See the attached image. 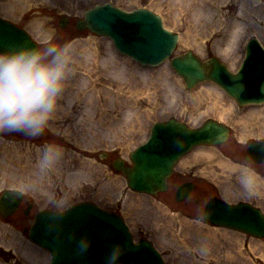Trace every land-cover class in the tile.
<instances>
[{
  "label": "rangeland",
  "instance_id": "rangeland-1",
  "mask_svg": "<svg viewBox=\"0 0 264 264\" xmlns=\"http://www.w3.org/2000/svg\"><path fill=\"white\" fill-rule=\"evenodd\" d=\"M178 1L182 0H0V16L28 32L38 45L49 30L54 31L56 42L72 45L74 69L63 91L62 108L57 107L37 138L22 132L0 133L4 146L0 147V194L7 189L24 194L17 212L5 221L0 219L3 263L13 262L8 248L16 247V242L11 235L25 238L24 229L32 224L35 212L88 201L120 214L134 239L150 240L165 264H264V238L212 226L202 218L204 202L214 195L229 203L249 202L264 211V162L256 166L244 160L247 141H264V104L238 106L211 82L187 90L169 61L157 67L141 66L118 53L110 39L75 28L84 11L95 5L111 3L125 11L145 8L160 15L165 27L180 37L176 55L189 50L201 59L215 56L232 72L239 68L249 38L257 37L264 46V0H195L214 11L209 21L200 24L193 18L196 2L184 0L186 10L179 12ZM242 3L245 13L237 19L243 23L242 30L236 46L225 53ZM61 17L68 19L64 28L59 25ZM94 48L97 55L92 53ZM92 58L97 60L92 79L112 89L105 93L104 119L97 124L86 118V102L76 105L73 93L67 94V84L81 86L85 71L94 64ZM110 58L114 62L108 64ZM170 118L190 127L214 119L232 133L224 144L199 146L184 156L176 164L166 192L146 196L128 190L123 176L112 170L111 160L129 162V154L147 140L151 126ZM48 145L59 146L61 156L41 174L36 165ZM101 154H109L108 159H101ZM245 174L253 180L250 189L241 183ZM187 180H194L196 190L178 203L174 193ZM27 202L32 207L25 214ZM27 241L41 253L38 264H49V254Z\"/></svg>",
  "mask_w": 264,
  "mask_h": 264
},
{
  "label": "water",
  "instance_id": "water-1",
  "mask_svg": "<svg viewBox=\"0 0 264 264\" xmlns=\"http://www.w3.org/2000/svg\"><path fill=\"white\" fill-rule=\"evenodd\" d=\"M64 24L66 21L61 26ZM76 26L109 37L122 54L142 65L162 63L172 55L178 43V36L164 28L161 17L145 9L124 12L110 4L96 6L86 11L84 20ZM149 29L155 36H161V41L149 42ZM18 43L36 45L24 30L0 18V48ZM169 62L187 89L210 81L240 106L264 101V50L254 39L247 44L246 58L236 73L230 72L216 58L202 61L190 51L173 56ZM228 133L226 126L214 120L191 129L169 119L154 124L148 141L130 154L132 166L125 167L117 159L113 168L123 174L130 190L156 195L167 189V178L180 157L197 145L225 142ZM249 152L259 161L264 158L262 145H252ZM191 190L190 183L180 185L176 200H183ZM21 198L19 192L4 191L0 196V214L3 217L12 214ZM204 218L214 225L264 237V215L247 203L226 204L216 197L211 198L205 206ZM29 238L51 253V264H107L109 254L117 245L123 249L118 264H164L149 241L132 243L118 215L89 203L74 205L62 213H39Z\"/></svg>",
  "mask_w": 264,
  "mask_h": 264
},
{
  "label": "clouds",
  "instance_id": "clouds-1",
  "mask_svg": "<svg viewBox=\"0 0 264 264\" xmlns=\"http://www.w3.org/2000/svg\"><path fill=\"white\" fill-rule=\"evenodd\" d=\"M72 51V45L56 42L51 30L42 34L39 45L18 43L0 48V133L36 136L48 127L74 71ZM60 156L59 146H46L37 161L38 171L43 174L51 169ZM241 183L250 189L253 180L245 174ZM122 251L115 246L107 264H118Z\"/></svg>",
  "mask_w": 264,
  "mask_h": 264
},
{
  "label": "bare ground",
  "instance_id": "bare-ground-1",
  "mask_svg": "<svg viewBox=\"0 0 264 264\" xmlns=\"http://www.w3.org/2000/svg\"><path fill=\"white\" fill-rule=\"evenodd\" d=\"M194 2H196V1L194 0ZM194 6H195V8H194ZM186 7H187V5H186V2L184 0L178 1L177 8H178L179 12H181V9L186 10ZM245 7H246V5H244L242 3L240 5V7L238 8V10L236 11V16L234 17L232 30L230 32L228 40L225 43L226 44V48L224 50L225 53L229 52L232 49V47L236 46L237 35L242 30V27H243V23L237 22V19L240 16L241 17L244 16L243 14L245 13L244 12ZM193 8H194L193 18H194V22H197V24H200L202 22V20L203 21H209L212 18V15L214 13L213 9H211L209 7L206 8L203 3H197L196 2V4L193 5ZM179 39H180V37H178V42H179ZM92 53L94 55H97V49L94 48ZM109 55H111V56L113 55L111 50L109 51ZM93 58H94V56H93ZM113 62H114V60H112L110 58L107 63L110 64ZM92 63H94V64L90 65L88 67V70L85 71V77L86 78H85V80L81 81L80 87L73 88L72 85L67 84L68 88H69V91L67 92V94L73 93L72 99L76 103V105L79 104L80 101L84 100V102H86V104H87V107L84 110L86 118L89 121L97 124V123H101L100 121L104 119V116L102 117V113H104V106L108 102V99H107L105 93L112 92V89H110L109 86H106V83H103V84H96L95 83V80L92 79V72H95L97 60L93 59ZM114 66H116V65L114 64ZM84 86H86V88L83 89ZM65 89L66 88H64V90ZM63 95L64 94H62V97L58 102V107H61V108L63 106V100H64ZM65 97H67V96H65ZM68 102L70 103V100ZM134 103H137V101L134 100ZM131 115H134V119L136 121H139L137 113L133 112V113H131ZM127 117H128V115H127ZM127 117H126V119H127ZM106 118H107V116H106ZM122 123H123V121H122ZM0 147H4V146L0 145ZM119 159L123 162V165L125 167H130L129 166L130 164H128L124 159H122V158H119ZM3 166H5V164ZM167 186H168V183H167ZM234 195H236V194L234 193ZM146 196H149V195H146ZM18 236L11 235V237H12L11 240L16 242L15 243L16 247H13V248L9 247L8 248L10 250L12 249L11 251L13 253V262L3 263L0 260V264H35V263L38 264L40 259H41V253L38 252V250H36L27 241L28 237L26 235H24L26 239L24 237H18ZM0 242L3 243L2 241H0ZM3 247H8V246H3ZM0 252H4V249L1 247H0ZM20 259L22 261H24L25 263L18 262Z\"/></svg>",
  "mask_w": 264,
  "mask_h": 264
},
{
  "label": "snow or ice",
  "instance_id": "snow-or-ice-1",
  "mask_svg": "<svg viewBox=\"0 0 264 264\" xmlns=\"http://www.w3.org/2000/svg\"><path fill=\"white\" fill-rule=\"evenodd\" d=\"M147 36H148L149 42H153V41H156V40H160L161 41V39H162L161 36H155L150 29L147 32Z\"/></svg>",
  "mask_w": 264,
  "mask_h": 264
}]
</instances>
